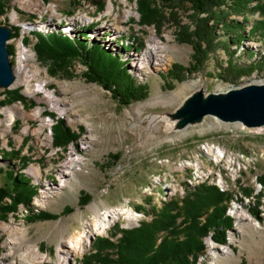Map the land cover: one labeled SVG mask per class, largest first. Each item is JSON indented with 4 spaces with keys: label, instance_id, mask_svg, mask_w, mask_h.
Here are the masks:
<instances>
[{
    "label": "rangeland",
    "instance_id": "obj_1",
    "mask_svg": "<svg viewBox=\"0 0 264 264\" xmlns=\"http://www.w3.org/2000/svg\"><path fill=\"white\" fill-rule=\"evenodd\" d=\"M110 1L114 4L113 15L107 12ZM3 2L7 9L0 15V24L20 28L19 35L8 43L14 46V54H10L13 68L17 66L18 59L24 57L20 54L21 49L31 51L32 56L25 61L28 70L34 74L31 84L34 86L45 81L46 89L30 95L24 91V84L14 85L10 89L21 88L28 104H0V115L3 117V109L16 104L21 105L28 114L27 117L17 115L6 136L0 135V187L7 186L12 191V179L6 172L9 169L18 175L20 172L26 173L37 188V194L29 206L22 203L15 213H9L5 218L0 213V261L16 256L8 254L5 242L9 233L2 228L5 223L16 228H28L26 245L39 249L44 256L41 264H57L59 250L60 254L66 255L62 250L64 243L78 230L88 227L87 223L96 211L116 207L131 209L138 218L137 222L127 224V220L121 217L106 233L94 235L89 246L83 245V249L77 253L72 251L66 255L68 264H80V259L92 251L97 237L108 236L118 227L133 228L150 221L154 216L152 206L160 209L163 202L181 199L188 190L207 182L230 193L232 198L227 214L233 217V225L232 229L227 230L226 244L216 243L211 238L212 232L204 238L206 248L197 264H264V185L260 181L264 175V124L248 127L239 121L225 122L206 116L178 126L179 118L176 116L185 101L198 90L209 94L245 83H264V70L244 75L233 83L224 81L217 75L227 65L229 55L223 48H218L210 54L200 70L186 72L182 80L175 79L170 86L167 71L174 63L189 66L193 47L177 40V28L173 23H167L159 32L154 26L141 25L136 0ZM157 3L160 1L157 0ZM256 3L257 0L251 2L250 6ZM189 7L190 3L186 2L176 8L182 24L192 25L193 11ZM126 11H130L127 16ZM13 12L17 14L16 20L11 18ZM229 18L243 20V16L235 14ZM261 18L259 12H250L245 33ZM60 21L66 26H61ZM257 25L262 28L260 23ZM86 27H92L86 30L90 40L100 42L111 52L128 60L130 72L139 81L149 84L145 99L128 106L121 105L110 91L80 76L85 69L80 62H75L73 66L76 76L66 78L51 75L47 64L37 58L33 49L37 40L33 34L35 30L78 34ZM218 29L221 40L226 41L229 35L223 32L221 25ZM24 36L29 37L28 44L23 43ZM155 39L159 42L154 45L155 48L164 47L155 51L154 59L148 60V52L153 46L151 42ZM244 45L249 50L261 49L263 52L264 36L251 37L244 41ZM230 49L236 51V63L248 64L244 50L236 49L233 43ZM194 79L198 82L188 86V82ZM181 87L184 89L176 94ZM3 91L0 89V100L4 98ZM47 91L55 95L53 105L44 100ZM30 101H34V104H29ZM38 107L42 108L41 116H30ZM48 112L63 119L66 126L78 135L65 149L53 144L52 127L56 119L50 117ZM153 116H159L160 120ZM17 119L19 122H16ZM42 119L47 124L36 133ZM168 119L174 122L171 128L166 127ZM26 126L29 129L23 132ZM19 135L23 136L22 142ZM216 147L224 150L220 158L215 156ZM207 148H212V151ZM5 150L8 155L9 150H19V155L4 159L2 154ZM73 150L81 160L69 184L58 191L60 165L70 164ZM109 154H117L119 159L113 160ZM32 166L42 170L38 180L29 172ZM48 184L58 193L48 196L43 207H37L34 202L36 198H41L42 190ZM246 190L251 191L246 193ZM81 191L91 195L83 205L79 204ZM66 208H70V211L64 212ZM251 209L256 210L257 214ZM40 210L57 214V217L31 220L25 216L27 212ZM119 236L121 233L112 239L116 241ZM212 243L214 250L211 249Z\"/></svg>",
    "mask_w": 264,
    "mask_h": 264
},
{
    "label": "trees",
    "instance_id": "obj_2",
    "mask_svg": "<svg viewBox=\"0 0 264 264\" xmlns=\"http://www.w3.org/2000/svg\"><path fill=\"white\" fill-rule=\"evenodd\" d=\"M136 0L141 25L154 26L161 31L167 23H173L177 28V40L192 45V61L189 66L174 63L167 71L166 76L171 80L167 83L172 86L173 80H182L186 72H196L201 69L211 53L223 48L229 55L227 65L217 75L220 79L235 82L244 75L256 70H264V51L249 50L244 41L251 37L264 36V0H257L254 6L250 3L256 0ZM190 3L192 25L182 24L178 18V6L181 3ZM7 6L0 0V15L5 13ZM168 10V11H167ZM250 12H259L262 17L245 33L249 22ZM204 14V15H202ZM232 14L243 16L239 21L229 18ZM229 35L222 41L218 28ZM86 27L78 34H64L59 31H37V40L33 49L37 58L45 62L48 71L53 76L66 78L75 77L73 66L80 62L85 69L80 76L88 82L100 84L110 91L111 96L119 104L128 106L132 102L145 99L149 93V84L139 81L129 70L128 60L121 55L111 52L100 42L90 40ZM11 38L19 35V27L12 26ZM229 41V42H228ZM30 39L24 36L23 43L28 44ZM231 43L236 49L241 48L247 54V65H240L235 61L236 51L230 49ZM123 47L124 46L123 44ZM10 54H14V46L8 44ZM244 56V55H242ZM245 57V56H244ZM0 104L6 105L14 102L28 104L27 97L21 88L4 89ZM29 104H34L30 101ZM56 119L52 127L53 144L55 147L67 148L77 138V134L68 128L56 114L48 112ZM16 122H19L17 119ZM7 150L2 154L4 159H13L19 155V150ZM23 158H26L23 156ZM109 158L118 160L117 154H109ZM6 172L12 179V191L7 186L0 187V213L5 218L9 213H15L20 204L30 205L37 194L36 185L30 177L23 172L19 175L9 169ZM264 185V175L260 177ZM251 190H246L249 193ZM91 198L90 194L81 191L79 204H86ZM228 191H222L218 186L201 182L193 189L188 190L181 198H173L163 202L160 209L152 206L154 215L150 221H144L133 228H115L108 236H100L93 243L92 251L80 259V264H197L206 245L204 238L210 233L211 238L218 244L227 243V230L232 229L233 217L227 214L231 200ZM144 211V208L139 207ZM253 213L257 211L251 209ZM70 211L66 208L64 212ZM31 220L51 219L57 214L47 210L30 211L25 215ZM121 233L117 240L112 237Z\"/></svg>",
    "mask_w": 264,
    "mask_h": 264
},
{
    "label": "bare ground",
    "instance_id": "obj_3",
    "mask_svg": "<svg viewBox=\"0 0 264 264\" xmlns=\"http://www.w3.org/2000/svg\"><path fill=\"white\" fill-rule=\"evenodd\" d=\"M120 1L125 2L126 0H120ZM113 8H114V4L113 2L110 1L107 12L111 15L115 13V10ZM129 14H130V11L125 12V16ZM11 18L12 20H16L17 14L13 12L11 14ZM86 18L88 20L91 19V17H86ZM60 23H61V26H66L64 25L63 21H60ZM151 43L153 44V46L150 52H148V60L154 59L155 51L157 52L159 48L164 47V46H156L155 48L154 45L155 44L158 45L159 43L157 39H155ZM20 51H21L20 54L24 55V57L22 56L18 59V62H17L18 64L14 69V73L16 77L14 85L24 84L26 86L24 91L30 95H35V92L37 91H44L46 89L45 81L39 82L37 85H34V86L31 84V79L33 78L34 74L28 70L26 66V62H25L27 58L32 56L31 51L22 50V49ZM156 60H159V58L156 57ZM197 82L198 80L194 79L193 81L188 82V86L193 83L195 84ZM183 89L184 87H181V89L177 90L175 93L179 94ZM44 100L48 101L49 103L53 105L55 101L54 93L47 91V93L45 94ZM41 112H42V108L38 107L37 109L33 111L32 115L30 114V116L40 117ZM3 113L5 114V117L0 115V135L2 136H6L7 132L12 128L17 115H23L25 117L28 116V114L25 112L23 107L17 104L4 108ZM153 117L155 119L157 118L159 119V116H153ZM167 121L169 122L166 124V127L171 128L174 122L169 119ZM45 124H47L45 122V119H42V123L40 127L38 128V130H36V133H39V131L43 129L44 127L43 125ZM28 129L29 127L26 126L23 132L27 131ZM18 138L20 139L21 142L23 141L22 135H19ZM5 142H6V139H5ZM43 142L44 144H47V142L45 141ZM210 149L212 151V148H209L208 150ZM215 150H216L215 156L220 158L223 155L222 153L224 150L222 148H217V147L215 148ZM77 154L78 153H76L73 150V152L70 153V157H71L70 164L60 165L59 173L61 177V183L57 187L58 191H59V188H62L69 184V179L73 175L74 169L76 168V166L79 164L81 160L80 157L76 156ZM29 172L32 175H34L37 180L42 176V170L38 166L30 167ZM57 189H53V187L48 184V186L43 188L41 198H36L34 202L35 205L37 207H43L46 204L45 200L48 196L58 193ZM240 215L243 216L244 214H240ZM121 217H124L127 220V224H133L137 222L138 220L137 216H135L132 210L129 208L116 207V208H106L103 211H96L93 218L88 221L87 223L88 227L82 228L77 231L76 235L75 234L72 235L71 238L66 243H64V245L62 246V250L65 252L66 255L72 253V251L77 253V251L81 249L83 245L84 246L90 245V240L94 235L106 233L108 228L112 226ZM2 228L8 231L9 233V236L5 242V245L8 248V254H12L16 256L10 259L7 258L5 261H0V264H41L42 263L44 256L40 254L39 249L26 245L27 239H28V233H29L28 228H25V227L16 228L10 223L3 224ZM212 246L213 247H211V249L214 250V243H212ZM60 251L61 250H59V259H58L57 264H68L69 259L67 258L66 255L60 254Z\"/></svg>",
    "mask_w": 264,
    "mask_h": 264
},
{
    "label": "water",
    "instance_id": "obj_4",
    "mask_svg": "<svg viewBox=\"0 0 264 264\" xmlns=\"http://www.w3.org/2000/svg\"><path fill=\"white\" fill-rule=\"evenodd\" d=\"M11 35L12 27L0 24V89L12 88L16 79L8 49ZM176 116L179 118L178 126L206 116L225 122L239 121L248 127L263 125L264 83H245L209 94L200 89L185 101Z\"/></svg>",
    "mask_w": 264,
    "mask_h": 264
}]
</instances>
